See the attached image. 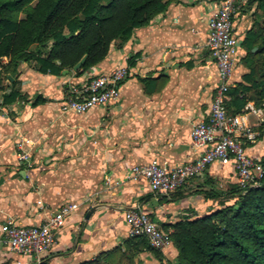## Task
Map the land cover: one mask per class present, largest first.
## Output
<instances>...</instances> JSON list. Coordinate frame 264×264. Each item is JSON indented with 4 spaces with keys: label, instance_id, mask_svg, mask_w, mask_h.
Listing matches in <instances>:
<instances>
[{
    "label": "crops",
    "instance_id": "0c3cea01",
    "mask_svg": "<svg viewBox=\"0 0 264 264\" xmlns=\"http://www.w3.org/2000/svg\"><path fill=\"white\" fill-rule=\"evenodd\" d=\"M222 1L172 3L130 41L115 42L106 60L81 77L41 73L35 60L19 65L21 98L3 105V94L12 89L10 81L0 97V264H32L3 243L6 222L38 226L68 205L78 208L66 217L43 264H104L103 258L116 249L125 252V213L133 208L170 233L178 222L208 216L218 208L217 198L206 196L214 187L237 181L231 167L214 164L172 195L156 194L144 179L128 177L133 167L154 160L174 169L197 159L191 130L208 118L221 84L206 42L210 18ZM248 1L243 0L234 18L240 51L231 87L246 84L243 43L264 25L257 3ZM120 67L127 68L129 76L117 102L81 115L62 112L67 84H82ZM40 97L42 102L36 104ZM18 143L28 156L24 162L18 159ZM263 146H247V152L261 159ZM162 253L165 264H178L174 245ZM137 258L141 264H161L149 252Z\"/></svg>",
    "mask_w": 264,
    "mask_h": 264
},
{
    "label": "trees",
    "instance_id": "16d2710c",
    "mask_svg": "<svg viewBox=\"0 0 264 264\" xmlns=\"http://www.w3.org/2000/svg\"><path fill=\"white\" fill-rule=\"evenodd\" d=\"M177 1L0 0V90H6L4 80L12 83V89L3 94V105L21 98L16 81L21 63L35 60L41 73L60 75L86 56L75 73L81 77L106 60L115 42L127 43ZM248 2L257 3L264 18V0ZM21 14L25 17L20 18ZM243 46V63L249 73L244 76L246 84L238 83L227 93V110L233 116L250 102L261 106L264 101V25L250 32ZM230 197L235 199L233 204L221 203L208 216L184 219L173 226L178 264H264V182L255 189L235 186L210 191L206 199ZM126 246L125 252L116 249L101 262L141 264L138 254L149 252L165 264L164 254L144 237L129 238Z\"/></svg>",
    "mask_w": 264,
    "mask_h": 264
},
{
    "label": "built area",
    "instance_id": "2783aa9c",
    "mask_svg": "<svg viewBox=\"0 0 264 264\" xmlns=\"http://www.w3.org/2000/svg\"><path fill=\"white\" fill-rule=\"evenodd\" d=\"M243 5V0H223L208 24L206 46L218 67L221 84L213 97L208 118L191 130L193 147L199 153L197 159L174 169L162 167L154 160L147 165L133 167L128 177L130 180L144 179L154 193L172 195L189 181L201 177L210 166L220 164L234 170L243 188L262 186L264 161L248 154L247 143L253 144L258 137V125H251L250 118L253 117L257 123L263 122L264 105L257 107L249 103L235 116L227 110V93L240 51L234 33V18ZM128 76L129 70L120 67L71 86L61 105L62 112L81 115L93 108L117 102ZM17 146L19 161L28 160V156L22 152L23 143ZM77 208L76 204L65 206L38 226L25 227L8 221L1 229L3 243L10 252L32 259V264H43V255L55 245L56 234L65 226L66 217ZM125 221L129 238L144 237L151 247L161 252L173 245L171 233L163 230L140 208L128 210Z\"/></svg>",
    "mask_w": 264,
    "mask_h": 264
},
{
    "label": "rangeland",
    "instance_id": "374dc122",
    "mask_svg": "<svg viewBox=\"0 0 264 264\" xmlns=\"http://www.w3.org/2000/svg\"><path fill=\"white\" fill-rule=\"evenodd\" d=\"M24 17H25L24 14H21V15H20V18H24ZM74 75H75V73H74ZM3 82H4L3 84H5V82L8 83L7 80H4ZM71 85H72V84H67V85H66L67 92H68V90L70 89ZM67 92H66V93H67ZM2 94H3V90H0V97H2ZM248 104H249V103H248ZM263 105H264V101H263V103H262L261 106H257V105H256V106H257V107H262ZM250 123H251V125H258V126H256L257 133H258V137H257L256 141H255L253 144H251V143H247L248 146H250V145H257V144L260 143V142H262L263 145H264V121H263V122H260V123H257V121H256L253 117H251V118H250ZM263 147H264V146H263ZM16 148H18V146H16ZM262 149L264 150V148H262ZM261 160L264 161V157L261 158ZM236 179H237V178H236ZM235 186H239L240 188L242 187V186L239 184L238 181H235L234 183L229 184V185H227V186L224 185V188H220L219 186H218V188H217V187H214L212 191H218V190L227 191V190H231V189H232L233 187H235ZM217 201H218V202L216 203V206H215V207H219V205H220L221 203L226 204V205L233 204V203L235 202V199H234L233 197H232V198H231V197H230V198H220V199L217 198Z\"/></svg>",
    "mask_w": 264,
    "mask_h": 264
},
{
    "label": "water",
    "instance_id": "95a60500",
    "mask_svg": "<svg viewBox=\"0 0 264 264\" xmlns=\"http://www.w3.org/2000/svg\"><path fill=\"white\" fill-rule=\"evenodd\" d=\"M86 59H87V57L85 56L74 68H73V70H64L63 71V74L64 75H68V74H70V73H76V72H78L81 68H82V66L84 65V63H85V61H86Z\"/></svg>",
    "mask_w": 264,
    "mask_h": 264
}]
</instances>
